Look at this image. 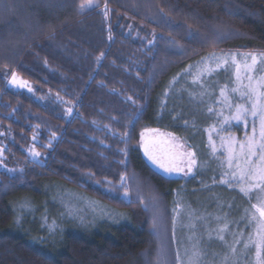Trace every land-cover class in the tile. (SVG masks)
<instances>
[{
  "label": "trees",
  "instance_id": "trees-1",
  "mask_svg": "<svg viewBox=\"0 0 264 264\" xmlns=\"http://www.w3.org/2000/svg\"><path fill=\"white\" fill-rule=\"evenodd\" d=\"M81 2L0 0V160L5 166L0 169V264H144L160 242L168 263L176 264L175 198L210 203L207 196H190L212 190L235 197L241 185L238 178L221 182L225 173L231 176L223 148L213 152L208 141L199 146L184 126L158 119L164 108L158 109L160 96L176 72L203 55L264 54V0H97L100 7L77 15ZM137 34L147 41L156 36L155 45ZM12 72L27 89L9 88ZM169 119L175 123V116ZM233 127L225 135L243 139L244 127ZM145 129L184 140L196 152L194 175L170 179L149 167L140 147ZM32 146L41 153L39 160L31 159ZM122 175L128 177L132 201L139 191L148 208L156 203L164 220L159 240L143 204L111 197L83 181L89 176L120 186ZM53 187L93 198L129 222H103L94 233L75 230L77 222L61 218L57 205L48 204L47 190ZM256 192L250 194L252 202ZM246 198L244 206L250 207ZM24 201L37 217L25 213V230H17L15 208ZM234 209L226 215L227 239L249 230L236 221ZM52 218L58 224L50 231ZM65 230L48 245L51 232Z\"/></svg>",
  "mask_w": 264,
  "mask_h": 264
},
{
  "label": "rangeland",
  "instance_id": "rangeland-1",
  "mask_svg": "<svg viewBox=\"0 0 264 264\" xmlns=\"http://www.w3.org/2000/svg\"><path fill=\"white\" fill-rule=\"evenodd\" d=\"M132 29L129 30V34H131ZM136 37L141 38L143 41H146L151 47L155 45V40L157 38L156 36H154L152 39L147 41L145 37L138 36V34ZM212 54L213 53L203 55L197 60L185 65L180 72H176L173 75L174 77H172V79L168 81L167 86H165L160 96L158 109L162 110V108H164L163 111L159 114L158 119L164 125H170L176 128L181 127L180 125L184 126L185 128H183V130L188 133V138L195 140V142L199 144V146H201L203 142L206 143L208 141L207 144L211 145L212 147V144L209 142V135L211 134L212 141L215 143V146L223 148L222 150H224L221 151V153H223L222 155L226 164V172L232 173V171H234L235 169H230L228 167V153L226 149L221 146L220 138L222 136L226 137L225 132H227L228 129H231L232 127L229 126L230 122L222 123V121L224 120L223 115L224 113H227L226 115H230V113L228 112L235 111V107L229 109L228 107H225L221 102H219L222 101V98L220 97V89L227 86L226 92L229 97V103L233 105H235L236 103H246V100L241 99L239 92L231 91V89L238 87L236 81L237 64L240 66L241 80L243 84H247L248 81L245 77L248 75H252L256 79L264 76V62H262L260 59L262 54H253L257 56V64L251 72H246L244 69V63L245 57L249 56V54H235L237 64H233L229 59L227 64L221 63V66L219 68L216 67V61L207 59V66L211 68L212 71L210 73H204L199 81L193 83V76L187 74L186 70H188L189 66L191 65V72L195 74L197 68L203 66L201 64V61H204L205 58H209ZM215 55L217 57L222 56V54ZM247 63H251L250 56L247 60ZM10 79L11 76H9L8 79V85L11 89H27L29 86L25 81V86L12 85L9 83ZM174 80L175 82L173 83ZM166 91L168 93L167 96H165ZM209 107L213 108L214 111L212 113L208 112ZM169 115H171L172 117L175 116V123L171 124ZM180 119L183 120L181 123L180 121H178ZM213 126H215L216 131L210 132L209 130ZM254 126L256 128V137L259 138L258 119L255 121L249 120L248 127H244L245 132H248L247 136H244V138L253 135ZM159 130L160 133H170L161 129ZM142 132H144V130ZM175 136L178 137L177 135ZM145 137L147 140L152 142L158 141L161 138L155 133L151 132L145 133ZM178 138L179 143L184 145V148L179 149V151L190 149L184 140H182L180 137ZM235 139L238 142L245 141H240V139H238L237 137H235ZM141 145L142 141L140 139V147L142 149ZM33 147L35 148V151L38 152L35 146H32L30 149H32ZM156 147L157 149H166L167 145L156 144ZM238 147L239 144H237V149ZM0 148L4 150L3 147L0 146ZM28 153L31 159H40L41 153L39 156H33L29 151ZM0 157L3 159L4 155ZM148 161L150 162L152 167H154L157 171L163 173L170 179H188L189 177L194 175L197 169V165L194 166L192 173L188 174L187 176L184 175V173L169 174L158 168L149 159ZM4 167L5 166L3 164H0V169H4ZM185 171H187L186 168ZM228 177L229 178H227V175H225L226 181H236V179L238 178H233L232 175L230 176L229 174ZM83 179V181H85L86 183L92 185L95 188H99L111 197L121 198L126 201L130 199L129 194L128 196H125V188L121 185L116 186L109 182H105L104 184H102L101 182H98L89 176H85ZM236 182L237 184H240L238 179ZM240 187L241 186H239V192L245 195L240 191ZM47 194L49 198L48 204L49 202H51L52 204L57 205L58 215L61 218L77 222V224H75L76 226L74 225L75 230L94 233L102 228L103 222H110L114 225L119 223L125 224L129 222V218L125 214L119 213L118 211L107 207L97 200L81 193L65 189L63 187H53L50 190H47ZM241 194L234 197V194L226 195L220 194L219 192H214L212 190H206L204 192L194 193L190 197L197 196L198 198V196L200 195L207 196V201H209L210 203L198 200L196 204L194 203L195 200L192 201V199L184 202L181 196H177L175 198L173 208L176 209V211L173 210V218L175 217L176 222L174 225V230L176 232L177 249H179L182 257H184L185 249H191L192 244L199 242L200 249L204 253H206L204 264H222L225 254H228L231 257L229 246L232 245L236 239H240L241 243L235 245L237 249L236 255L234 257H231L229 264H233V262H235V264H258L255 248V242H258L256 224L255 222L249 221L248 212L246 210H250L251 206L249 207L248 203L244 206V198L246 197ZM227 196L231 197V201L226 200ZM252 200L253 197L251 196L250 204L257 202V200L255 202H252ZM246 201L249 202L248 198H246ZM177 205H179L180 207L178 208ZM233 205L235 207L234 214L236 215V221H241L242 224L247 223L249 230L246 233L245 231H242L238 234V237L235 236L234 238L227 239L225 237V232L228 231L231 226L226 220V215L227 211H230V208ZM48 206L49 205H46L44 208V214L46 215L44 217L43 223L46 224L47 220L49 219L48 214L50 212L47 209ZM148 210L153 219L155 218L157 222V229H153V231L155 236L159 240L161 238V231L164 220L155 202H152ZM27 212L29 213L28 215H26V217L31 218V220L37 217L36 210H33V206L30 202L24 201L19 203L15 208L16 219L20 221L23 215ZM69 212H71V215H69ZM24 219L21 220L20 223H17V225L15 226L17 230H25L27 222ZM53 220L57 225L58 223L55 218L51 219V223ZM27 227H29V224H27ZM221 229H223V231H221ZM65 232H67V230L59 234L54 231L51 232L49 235L51 240L48 245L51 246L53 245V243L55 244L58 236H61ZM221 235L224 236V240L219 239ZM249 237H251L253 243H249L248 249H244V244L249 242ZM162 247L163 243L160 242L155 253L152 254L149 259L147 257L144 264H149V260H152L154 264H157L158 254H160L161 252H163V259L167 260V255ZM261 258L264 259V248L261 249ZM167 264H169L168 260Z\"/></svg>",
  "mask_w": 264,
  "mask_h": 264
},
{
  "label": "snow or ice",
  "instance_id": "snow-or-ice-1",
  "mask_svg": "<svg viewBox=\"0 0 264 264\" xmlns=\"http://www.w3.org/2000/svg\"><path fill=\"white\" fill-rule=\"evenodd\" d=\"M98 7H100V5L97 0H82L78 6L77 15H83L86 12L94 10ZM104 7V15L107 17L108 10L106 3ZM161 11H163V9H161ZM109 38L111 39V37ZM103 55L104 54L101 53V56ZM249 56L251 59L250 64L247 63ZM249 56L245 57L244 69L246 72H251L257 64V56L253 54H249ZM207 59L216 61L217 68L221 66V63L227 64L229 59L233 64H237L235 54H225L217 57L215 53H213L209 58H205L204 61H201L203 66L198 67L195 74L191 72V65L189 66V69L186 70L187 74L193 76V83L199 81L204 73H210L212 71V69L207 66ZM260 59L262 62H264V54L261 55ZM245 78L248 81L247 84H243L240 76V66L237 64L236 81L238 87L231 89V91L239 92L241 99L246 100V103H236L235 105L229 103V97L226 92L227 86L220 89V97L222 98V101L219 102L229 109L235 107V112L230 114L228 117H224L222 123H228L234 120L237 122L242 121L247 124V118L251 116L254 121L257 119L259 121V138L256 137V128L254 126L253 135L248 136L243 142H238L232 135H228L226 137L222 136L220 139L221 146L224 147L228 153V167L230 169H235L232 171L231 175L233 178L238 177V180L241 184L240 191L245 195H249L254 190L257 191V202L252 203L251 209L246 211L248 212L249 221L255 222L256 224L258 242H255V248L258 264H264V259L261 258V249L264 248V76L256 79L254 76L248 75ZM174 82L175 80L173 83ZM9 83L12 85L25 86V82L20 80L15 72H12ZM167 95L168 93L166 91L165 96ZM129 99L131 98L129 97ZM213 111L214 110L212 107L208 108L209 113H212ZM68 112L71 113L72 109L69 108ZM209 131H216L215 126H213ZM147 132L155 133L161 138L155 142L149 141L145 137V133ZM125 136L127 137L128 133H125ZM52 138L55 139V133H53ZM33 139L35 140V137H33ZM140 139L142 141L141 146L143 147L144 153L148 159L158 168L169 174L184 173V175L187 176L188 174L192 173L193 167L197 165L196 152L191 149L179 151V149L184 148V145L179 143V138L173 133L164 134L160 133L159 129H145L144 132H141ZM209 142L212 144L213 152H215L216 146L212 141L211 134L209 135ZM156 144L167 145V148L157 149ZM237 144H239L238 149ZM49 146L51 145L49 144ZM3 151L4 150L0 148V156L3 155ZM29 152L33 156L40 155L39 152L35 151L34 147L29 149ZM2 163L3 161L0 160V164ZM121 163H123V161ZM185 168L187 171H185ZM225 175H228V173H225ZM127 180V176L122 175L120 177L121 186L125 188V196H128L129 194ZM221 182L227 183V181L224 180ZM249 200L251 201V196H249ZM128 202H138L144 205L145 210L148 208L144 197L139 191H137L136 201L129 199ZM177 207L179 208L180 206L177 205ZM174 211H176V209H174ZM69 215H71V212H69ZM16 222L19 223V220ZM175 222L176 221L174 217L173 225H175ZM48 227L50 231L54 230L56 227V222L53 220ZM152 227L154 230L157 229V222L155 218L153 219ZM221 231H223V229H221ZM219 239L224 240V236L221 235ZM238 243H241L240 239H236L234 243L229 246L231 257L236 255L237 249L235 245ZM249 243H253L251 237H249V242L244 244V249H248ZM205 256L206 253L200 249L199 242H197L192 244L191 249H185L184 257L181 256L179 249H177L175 261L176 264H204ZM231 257L228 254H225L222 264H229ZM157 264H167V260L163 259V252L158 254ZM233 264H235V262H233Z\"/></svg>",
  "mask_w": 264,
  "mask_h": 264
},
{
  "label": "crops",
  "instance_id": "crops-1",
  "mask_svg": "<svg viewBox=\"0 0 264 264\" xmlns=\"http://www.w3.org/2000/svg\"><path fill=\"white\" fill-rule=\"evenodd\" d=\"M224 112V111H223ZM235 111H230V112H228V113H230V114H232V113H234ZM227 113H224V115H223V117H228L229 115H226ZM249 120H254L251 116H249L248 118H247V124H245L244 122H237V121H230V123H229V126H237V127H248V125H249ZM247 133L248 132H244L242 135L243 136H247ZM247 138H241L240 139V141L241 140H246Z\"/></svg>",
  "mask_w": 264,
  "mask_h": 264
},
{
  "label": "water",
  "instance_id": "water-1",
  "mask_svg": "<svg viewBox=\"0 0 264 264\" xmlns=\"http://www.w3.org/2000/svg\"><path fill=\"white\" fill-rule=\"evenodd\" d=\"M141 151H142V156H143L144 161L147 163V165H148L149 167H152V165H151L150 162L148 161L147 156H146L145 153H144V149H143V147H142ZM152 168L155 169L154 167H152ZM155 170H156V169H155ZM156 171H157V170H156Z\"/></svg>",
  "mask_w": 264,
  "mask_h": 264
}]
</instances>
